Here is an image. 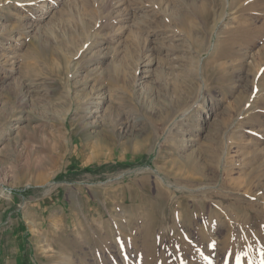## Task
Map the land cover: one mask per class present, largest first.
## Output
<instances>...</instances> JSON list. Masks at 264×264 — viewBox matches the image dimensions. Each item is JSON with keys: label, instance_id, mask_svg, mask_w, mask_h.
<instances>
[{"label": "rangeland", "instance_id": "374dc122", "mask_svg": "<svg viewBox=\"0 0 264 264\" xmlns=\"http://www.w3.org/2000/svg\"><path fill=\"white\" fill-rule=\"evenodd\" d=\"M21 246L264 264V0H0V255Z\"/></svg>", "mask_w": 264, "mask_h": 264}, {"label": "crops", "instance_id": "0c3cea01", "mask_svg": "<svg viewBox=\"0 0 264 264\" xmlns=\"http://www.w3.org/2000/svg\"><path fill=\"white\" fill-rule=\"evenodd\" d=\"M16 226L18 227L19 225L17 224ZM17 227L14 229V231L17 232L14 234L15 236H18L19 234H22V232L27 230V228L19 229ZM29 250H30L29 248H25L23 246L18 247L15 250L11 248L8 251L9 252L8 255H0V264H7V263L9 264H33V258L29 254ZM13 252H14V255H12Z\"/></svg>", "mask_w": 264, "mask_h": 264}, {"label": "bare ground", "instance_id": "6f19581e", "mask_svg": "<svg viewBox=\"0 0 264 264\" xmlns=\"http://www.w3.org/2000/svg\"><path fill=\"white\" fill-rule=\"evenodd\" d=\"M95 97H96V96H95ZM138 119H139V118H138ZM126 124H127V122L125 121V122H124V125H126ZM126 126H127V125H126Z\"/></svg>", "mask_w": 264, "mask_h": 264}]
</instances>
